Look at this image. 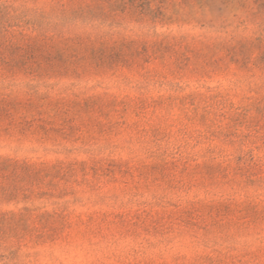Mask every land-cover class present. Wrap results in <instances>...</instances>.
<instances>
[{"label": "rangeland", "instance_id": "obj_1", "mask_svg": "<svg viewBox=\"0 0 264 264\" xmlns=\"http://www.w3.org/2000/svg\"><path fill=\"white\" fill-rule=\"evenodd\" d=\"M0 264H264V0H0Z\"/></svg>", "mask_w": 264, "mask_h": 264}]
</instances>
